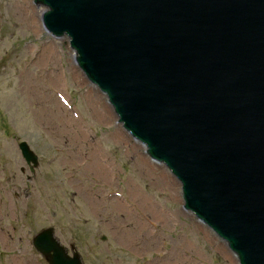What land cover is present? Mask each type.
Listing matches in <instances>:
<instances>
[{"label": "water", "instance_id": "1", "mask_svg": "<svg viewBox=\"0 0 264 264\" xmlns=\"http://www.w3.org/2000/svg\"><path fill=\"white\" fill-rule=\"evenodd\" d=\"M33 2L122 129L180 184L183 208L238 264H264V0ZM32 246L48 264H81L52 228Z\"/></svg>", "mask_w": 264, "mask_h": 264}, {"label": "rangeland", "instance_id": "2", "mask_svg": "<svg viewBox=\"0 0 264 264\" xmlns=\"http://www.w3.org/2000/svg\"><path fill=\"white\" fill-rule=\"evenodd\" d=\"M26 7L39 27L24 21ZM44 10L0 0V264H47L31 239L48 227L103 264H238L183 209L179 183L118 125L67 38L43 30ZM21 140L38 159L29 182Z\"/></svg>", "mask_w": 264, "mask_h": 264}, {"label": "flooded vegetation", "instance_id": "3", "mask_svg": "<svg viewBox=\"0 0 264 264\" xmlns=\"http://www.w3.org/2000/svg\"><path fill=\"white\" fill-rule=\"evenodd\" d=\"M23 141V140H21ZM19 141L17 144H16V148L18 147V144L21 142ZM26 142V141H24ZM27 143V142H26ZM28 145V143H27ZM17 151H18V148H17ZM18 155L19 157L22 159L19 151H18ZM23 160V159H22ZM25 166H26V170H27V174H25V178L27 179V182L31 181L32 178L34 177V174H35V170H31V168L25 163V161L23 160ZM20 173L21 174H24L25 172L23 170H20ZM66 255L68 256V258H73V256H77L79 259H80V263L81 264H103V261L100 260V259H97V258H94V257H88V256H85V255H92L91 252H81V251H76L74 246H72V244H69V247H67V250H66Z\"/></svg>", "mask_w": 264, "mask_h": 264}, {"label": "bare ground", "instance_id": "4", "mask_svg": "<svg viewBox=\"0 0 264 264\" xmlns=\"http://www.w3.org/2000/svg\"><path fill=\"white\" fill-rule=\"evenodd\" d=\"M26 9H28V11H26V13H25V15H26V18H24V21L27 23V24H29V25H31V26H33V27H35V26H38L39 25V23H38V20H36L37 18H36V16H35V14H30L31 13V11L29 10V8H27L26 7ZM21 11H19V13H20ZM33 12V11H32ZM34 15V16H33ZM39 27V26H38ZM63 38V37H62ZM67 43H68V39H67ZM70 49V48H69ZM70 51H71V54H72V58L74 59V63L76 64V62H75V58H76V53H75V51L74 50H72V49H70ZM43 57H44V60L45 61H49L50 59H51V57H52V55L49 53V54H47V53H44L43 54ZM41 59H43V58H41ZM77 66V65H76ZM78 68V67H77ZM79 69V68H78ZM83 75V74H82ZM84 76V75H83ZM85 77V76H84ZM102 95V94H101ZM103 96V95H102ZM104 97V96H103ZM104 99H105V101H106V98L104 97ZM106 103H107V101H106ZM108 104V103H107ZM110 107V106H109ZM110 109H111V107H110ZM112 110V109H111ZM113 112V111H112ZM120 126V125H119ZM142 163V166H144V167H148L149 168V165L148 164H144L143 162H141ZM141 166V168H143ZM226 245V244H225ZM25 261V260H24ZM22 264H31V262L30 261H27V263H22Z\"/></svg>", "mask_w": 264, "mask_h": 264}]
</instances>
